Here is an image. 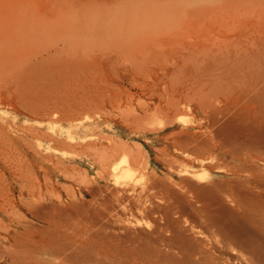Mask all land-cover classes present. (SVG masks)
<instances>
[{
	"label": "rangeland",
	"instance_id": "obj_1",
	"mask_svg": "<svg viewBox=\"0 0 264 264\" xmlns=\"http://www.w3.org/2000/svg\"><path fill=\"white\" fill-rule=\"evenodd\" d=\"M222 1L224 2V0H0V232L4 233L2 232L4 224H10L8 235L2 239L3 245L0 246V255L3 256H0V264H10V262L11 264H30L34 256L20 257V255H22L23 249L26 250L23 251V254H29L32 251L33 246L42 237L43 232L40 231V228L47 225L46 222L29 212L26 213V218L31 221L28 223L34 222L35 224H30L27 228V226L19 225L16 222L17 213L22 214L27 211L25 205L20 202V196L31 198L34 195L42 194L48 197L46 201L48 203L44 204H53L52 207L56 211L51 206L46 205L45 208L43 204L41 206L46 210L42 212L40 210L42 207L38 205L39 209L37 208V210L41 214H45L48 210L47 214L57 216L54 217L55 221L60 218H68L65 221L60 219L62 221L53 222V226L56 231L62 229L65 231L67 228L66 231L71 238H66L67 232L65 236L64 232H62L63 234L57 232L61 235L57 234L59 235L58 240L60 238V245L64 240V245L61 246L74 242L75 245L72 244L70 247L73 248V254L68 253L66 258L62 256L65 258L62 261L51 260L50 264H66L68 263L66 259H71L72 261L69 260L71 264H172V262L179 264L180 261L182 262L180 264H187L184 260L185 257L181 256L182 248L178 235L181 233V238H190L193 243L196 242V237L201 231H204L208 236V232L205 230V221H202L204 219L200 217L201 212L198 210L202 206L199 202L204 203L207 199L215 196L218 198L215 200L216 198L213 197V201L215 200V204H218V199L226 192L225 200L224 197L222 198L225 201L223 205L225 203L226 206H229L228 203H230L233 206L235 203L232 204L233 199L228 195V191H235L236 195L240 188L241 190L252 189L250 185L252 179L256 184L259 182L257 178L261 176L262 180L259 178L260 182L256 185L253 183V188H256L254 186L258 187L257 190L264 188L263 185L261 186L264 184V172L262 171L264 170V137H260L261 134L264 136V126L261 127L264 125V123L262 124L264 106L260 108L264 104V100H261L263 96L261 98L260 92L255 96L256 90L251 91L253 88L250 90L248 88V85L253 87L252 84L258 83L264 76L259 73L262 72L261 69L264 73V0H235L236 2L230 0L231 3L227 0L229 1L227 5H225L227 2L225 1L221 6ZM232 1H234L233 4ZM261 65L263 66L260 67ZM241 68L243 71H240ZM245 71H249V74ZM257 73V77L262 76L255 81L257 77L250 74L256 76ZM234 77H237V80L239 78V82L243 81V77H246L243 84L246 81L253 83L245 85L248 88L247 90L245 87V90V88H241L243 86L239 82L238 86L235 85ZM231 82L234 83L233 87ZM230 86L232 87L231 93H238L240 96L238 99V96L228 93ZM238 88L241 90L240 95L239 90L236 91ZM242 91L245 95L242 94ZM156 93L162 95L163 98H158ZM230 95L232 99L228 100ZM243 96L244 99L248 96L245 101L241 99ZM252 97H255L253 98L254 102L258 100L257 104L256 102L250 103ZM170 98L172 99L170 100ZM181 98L184 100L187 98V101L185 100L187 103L175 106L174 103ZM203 98L208 101L207 104ZM214 98L217 100L214 101ZM233 99L236 102H233ZM209 100H212L211 103ZM173 101L175 102L173 103ZM243 101L244 104L246 103L245 106ZM259 101L262 102L259 103ZM199 102L205 103L202 105L207 108L201 107ZM247 104H254L255 108H250L251 105L247 107ZM216 105H220L218 109ZM220 107H223L224 111ZM200 108L204 110L202 111ZM214 108H216L215 111H212L216 115L219 108L218 113H224L228 109L231 111L229 110V115L226 111L225 116L218 114L214 119L210 116L211 113H208ZM255 110L258 111V114H262L259 117H253L255 121L252 125L251 114ZM172 112L174 116H172ZM244 112L247 117L245 114L242 116ZM239 115L242 117L239 122L230 119L238 120ZM170 116L173 118L170 119ZM210 118L214 120L217 118L221 122L217 120L212 122ZM167 120L174 121V123L171 122L172 126ZM250 120L249 130L251 131L248 133L246 128H248L247 124ZM165 123L167 126L164 125ZM198 123L199 125H197ZM163 126L164 128L160 130ZM224 126L226 128H223ZM238 126L243 127L244 131H240V133L244 132V136L237 133L239 132L236 129ZM140 127L142 129L145 127V129L142 131ZM156 127L160 131H156ZM208 127L211 130L209 134ZM235 129L238 131L236 132ZM178 130L184 136L179 134ZM233 131L238 134L239 138ZM175 132L178 135H175ZM228 132L234 135L229 136ZM210 133L214 135H210ZM222 133H228V135L224 134V138ZM250 134L253 136L252 138ZM258 134L260 135L258 136ZM198 136L204 139H201L204 144L208 143L209 145L210 141H213L214 145L200 148L203 143L196 141ZM207 136L210 138L214 136L216 140L222 136L223 138H220L221 141L217 140L216 143L213 137L210 140L206 138ZM181 139H188V144L186 141H183L182 144ZM257 139L262 142L255 141ZM243 140L247 147L251 143L254 145L248 149L242 143ZM251 140L253 142H250ZM223 141H228L229 144ZM176 143L182 145L178 146ZM184 143L187 145L185 146ZM233 143L238 144L234 147ZM230 144L231 147H228ZM239 144H243L244 147H237ZM183 145L184 148H182ZM196 146L203 149V152L200 149H192ZM220 146L221 148H219ZM232 147L237 151H231ZM213 148L215 150H212ZM228 148L231 152L242 156L238 157L235 154L232 156ZM34 149H37V153ZM186 149L188 151L191 149L193 153ZM241 149L245 150L244 155L242 153L244 151ZM239 150L241 153H238ZM159 151L163 152L162 154L165 156L160 154L161 152L158 153ZM194 151L196 152L194 153ZM197 151L201 154L199 152L200 155L197 154ZM205 151L206 154H210H207L209 157L206 156ZM96 152L97 154H95ZM101 153L105 155H101ZM135 153L138 156H134ZM250 153L254 154V157ZM112 154H117L113 157L117 158L116 160L112 158ZM140 154L144 160L140 158ZM245 154H249L251 157L245 158ZM93 155L97 158L91 157ZM161 155L163 156L162 160ZM187 155L194 160L189 159ZM108 156L112 159L109 157L111 159L109 160ZM130 157H134L131 159L132 161H136L137 158L139 162L142 161L140 163L133 161L135 163L133 165L131 161H128ZM165 157L167 162L171 163L170 166ZM209 158L212 162L209 161ZM105 159L108 163L105 162ZM112 160L114 162H111ZM249 160L252 162L250 163ZM199 161L201 162L199 163ZM218 162L221 165L217 164ZM55 164L57 165L55 166ZM176 165L178 170L175 168ZM190 165L191 167H189ZM104 166L107 168L110 166L108 170L105 169L106 172L102 171ZM238 166H240L239 169L241 166L244 167L243 170L246 173L250 171L249 175L242 169L243 173L239 172ZM182 168L190 171L184 172ZM254 170L262 172L256 173ZM219 179H222V182H218ZM232 179L234 180L232 181ZM242 179H245L244 182ZM236 180L242 181V185L245 183V189L244 186L241 187V183L238 185ZM261 181L263 182L261 183ZM185 182L189 184H185ZM93 186L94 189H92ZM183 186L190 191L187 193L188 190ZM128 187H130L129 190H127ZM144 188H148V193ZM228 188L232 189L228 190ZM97 189L98 191H96ZM198 189H200V193ZM93 190L98 195L100 193L103 195L100 194L97 197ZM159 190L166 192L162 195L163 199L166 197L168 201L173 200V202L162 205L168 201L166 199L164 201L161 195V198L156 196L161 193H158ZM139 191H142V194ZM170 191L173 192L170 193ZM181 191H186L187 195L190 193L189 196L193 195L195 198L191 199L190 197L189 199ZM192 191L194 194L191 195ZM126 192L130 194H128L130 198L134 199L126 196ZM154 192H157L156 195ZM134 193L137 196L134 197L133 195H136ZM197 193L201 195H197ZM72 194H74L73 205L71 204ZM138 194L144 195V201L142 196L138 197ZM93 195L98 199L91 200L90 198L95 199ZM99 197L105 198H101L103 200L100 201ZM202 197L206 200L204 201ZM228 197L232 201H228L230 199ZM136 198L142 199V201H137L139 203L137 204ZM145 198L150 201L148 202V199L146 201ZM55 200L60 203H57L59 208L67 206L64 208L66 215L63 214L64 210L61 212V208L60 211L58 207V209L55 208ZM144 202L146 203L144 204ZM178 202L182 206L177 204ZM189 202L193 206V210ZM195 204H200V206ZM11 205L14 206L11 207ZM171 205L174 210L176 207L178 208L175 211L168 209V206L172 208ZM145 207L149 208L145 209ZM9 210L12 211L9 212ZM51 210H54L55 214ZM193 211L196 213L194 214ZM56 213H60V215L62 213L61 216L65 217H60V215L58 217ZM13 214H17V216L13 217ZM182 215L184 218L181 217ZM182 218L186 223L179 222L183 220ZM62 222L65 224L64 226ZM160 224H162L161 227L163 226L162 229H171L163 231L159 229L161 228ZM59 225L63 226H61L62 229ZM180 227L191 230H183ZM150 229L158 233L150 235L148 234ZM177 229L181 230L177 231ZM145 230L147 236H145ZM130 232L134 234V238ZM135 233H138L136 238ZM185 233L191 235L188 237ZM155 235H158L159 240L164 236L169 239L171 235L173 243H171V238L169 241L173 245L168 243L167 237V241L164 240L165 237L163 239L167 243L156 241L162 242V245L168 244L166 247L163 246V250L161 244L157 243L160 245L158 246L156 242H151ZM195 235L196 237L191 239ZM126 236H130V238H126ZM137 237L150 239V243L161 248H154L157 246L149 243L147 248L152 246L149 250H153L152 254L148 250V254L150 252L151 255L149 256L147 251L144 252L147 240L139 241L140 239ZM67 239H72V242L69 241L67 244L65 242ZM128 239L129 241L134 239L132 242L135 241L137 245L139 241L141 247H145L144 251L141 248V252L140 248L135 246L136 244L133 246L137 247L136 249L139 248L138 250H134L135 247L132 248V246H130L131 250H127L129 243H132L128 241L126 244ZM30 242H33L32 247ZM8 243L11 244L9 247H7ZM19 244L24 247L22 246V248ZM156 250L164 256L170 254L169 258L171 257L172 260H162L158 256L161 257L160 253L156 255ZM128 251L132 255H129ZM136 252L139 253V256ZM153 252L155 256H152ZM177 253H179L177 255L179 259L176 256ZM7 255L10 256L7 257ZM12 256L13 258H10ZM164 256L162 255V257ZM166 258H168L167 255L163 259Z\"/></svg>",
	"mask_w": 264,
	"mask_h": 264
},
{
	"label": "bare ground",
	"instance_id": "obj_2",
	"mask_svg": "<svg viewBox=\"0 0 264 264\" xmlns=\"http://www.w3.org/2000/svg\"><path fill=\"white\" fill-rule=\"evenodd\" d=\"M225 1H227V0H224V2ZM230 1V0H229ZM229 1H227L226 2V4L225 5H227V3L229 2ZM235 1V0H234ZM234 1H232V4L234 3ZM238 1V0H237ZM221 2V1H220ZM223 2V1H222ZM224 2L223 3H220L221 4V6H223L224 5ZM236 2V1H235ZM230 3H231V1H230ZM217 6V5H216ZM216 6H212V7H216ZM219 6V5H218ZM217 6V7H218ZM221 6H219L220 8H223V7H221ZM263 65H261L260 67H262ZM264 67V66H263ZM261 69V68H260ZM260 69L258 70V72L260 71ZM242 70V68L240 69V71ZM262 70V72H259V73H261V74H263L264 75V73H263V69H261ZM239 71V72H240ZM243 71V70H242ZM246 73H248L249 74V71H245ZM239 74V73H238ZM240 74H242V72H240ZM237 75V74H236ZM251 76H253V77H257V75H258V73L256 74V76H254V75H252V74H250ZM243 76V75H242ZM244 76H245V73H244ZM248 76V75H247ZM262 75H259L258 77L260 78ZM239 77V76H238ZM257 77V79H255V81L256 80H258L259 78ZM244 78H246V77H243V81H244ZM264 79V76L263 77H261L260 79H261V81H259L258 83L257 82H252V81H246V83L244 82V84H243V81L242 80H240V82L238 81L239 80V78H238V80H237V77L235 78L234 77V82L236 83L235 85L236 86H238L239 85V83L240 84H242L241 86H243V87H241V86H239V88L241 87V88H245L248 84H251V82L253 83L252 85H253V87H250V85H248L249 87V90L251 89V88H253L251 91H255L256 90V95H255V93H254V95L255 96H257V95H259L258 93L260 92V95H261V98H262V96H263V99H261L262 101L264 100V83H261V82H264L263 81V79ZM247 79V78H246ZM249 79H250V77H249ZM253 79V78H252ZM236 80V81H235ZM239 82V83H238ZM242 82V83H241ZM238 83V84H237ZM154 84V83H153ZM156 84V83H155ZM231 84H232V87L234 86V83L233 82H231ZM230 84V85H231ZM246 85V86H245ZM154 88H155V86H153ZM231 86H230V88L228 89L229 91H228V93H231V88H232ZM157 88V87H156ZM239 88L236 90V91H238L239 90ZM240 88V89H241ZM247 88V87H246ZM246 88H245V90H246ZM248 88H247V90H248ZM158 89V88H157ZM162 90H163V88H161ZM234 89H236V88H234ZM233 89V90H234ZM231 90V91H230ZM242 90V89H241ZM241 90H239V95H240V93H241ZM251 91H250V93H251ZM152 94V93H151ZM157 95H158V98L160 97V99H161V97H162V95H159L158 93H156ZM166 94V91H165V93H164V95ZM185 94V93H184ZM184 94L182 95L183 96V98H184ZM236 94V93H235ZM234 93L232 94L231 93V95H234V96H238V93L235 95ZM242 94H244L243 93V91H242ZM150 95V94H149ZM155 95V94H154ZM170 95V94H169ZM178 95H181V94H178ZM188 95V94H187ZM187 95H186V97H187ZM231 95H230V97H228V100L231 98ZM245 95V94H244ZM249 95V94H248ZM251 95H252V93H251ZM253 95V96H254ZM167 96H168V94H167ZM221 96V95H220ZM172 97V96H171ZM223 97V96H222ZM225 97V96H224ZM236 97H234L235 99H236ZM240 96H238L237 97V99L239 98ZM248 97V96H247ZM246 97V98H247ZM163 98V97H162ZM166 98V97H165ZM169 98V97H168ZM183 98H181V99H178L176 102L175 101H173V103L175 104V106H181V105H183V104H185V103H187L186 101V99L188 98H186L185 100L183 99ZM211 98V97H210ZM209 98V99H210ZM217 98V97H216ZM216 98H214V101H215V99ZM245 98V99H246ZM253 98H255V97H252L250 100H251V102L250 103H252V102H254V100H253ZM257 98V97H256ZM258 98H260V96H258ZM172 98H170V100H171ZM195 99V98H194ZM197 99H198V97H197ZM203 99H205V98H203ZM212 99V98H211ZM226 99H227V95H226ZM232 99V98H231ZM235 99H233V102H236V101H234ZM242 100H244L245 101V99H244V96H243V98H241ZM169 100V99H168ZM167 100V101H168ZM174 100V99H173ZM199 100V99H198ZM198 100H196V101H198ZM202 100V99H201ZM217 100V99H216ZM242 100H241V103H242ZM253 100V101H252ZM163 101V100H162ZM203 101V100H202ZM205 102H206V104L208 103V101H206V99L204 100ZM210 101V100H209ZM212 101V100H211ZM211 101H210V103H211ZM213 101V102H214ZM219 101V100H218ZM244 101H243V105L245 106V104H244ZM262 101H259V103L260 102H262ZM166 102V101H165ZM164 102V103H165ZM189 102V101H188ZM194 102V101H193ZM248 102V101H247ZM256 102V104H257V102H258V100H256L255 101ZM254 102V103H255ZM164 103H163V105H164ZM169 103V102H168ZM171 103V102H170ZM173 103H171L172 105H173ZM197 105H198V103L197 102H195ZM199 103H201V105H202V103L203 102H199ZM209 103V104H210ZM230 103H231V101H230ZM229 103V104H230ZM249 103V102H248ZM258 103V104H259ZM143 104V103H142ZM149 104H150V102H149ZM203 104H205V103H203ZM208 104V105H209ZM234 104V103H233ZM158 105V104H157ZM211 105V104H210ZM251 105V107L250 108H255V106H254V104H247V107L248 106H250ZM254 107H253V106ZM146 106V105H145ZM187 106H188V104H187ZM199 106V105H198ZM204 105H202L201 107H203ZM214 106H215V104H214ZM217 106V105H216ZM218 106H220V105H218ZM218 106H217V109H218ZM235 106V105H234ZM263 106H264V104L260 107V108H263ZM148 107V106H147ZM161 107H162V105H161ZM172 107H174V106H172ZM184 107V106H183ZM209 107V106H208ZM212 107V106H211ZM157 108H159V107H157ZM176 108V107H175ZM181 108V107H180ZM179 108V109H180ZM199 108V107H198ZM203 108H207V106H205V107H203ZM203 108H200L202 111L204 110ZM221 108V110L222 111H224L223 110V107H220ZM220 108H219V111H220ZM225 108V107H224ZM229 108V107H228ZM147 109V108H146ZM165 109H166V107H165ZM168 109V108H167ZM208 109H210V108H208ZM215 109L216 108H214V109H211V112H208L209 114H210V116L213 118L214 117V119H215V117H217V115L218 114H223L224 116H225V114L224 113H226V111H227V113L229 112L230 113V109H228V110H225V112L224 113H218L219 111H216L217 112V115L215 114V113H213V111H215ZM226 109V108H225ZM206 110V109H205ZM213 110V111H212ZM230 110V111H229ZM168 110H166V112H167ZM250 111V110H249ZM259 112L261 111L260 109L258 110ZM258 111H256L255 110V116H253L254 115V113L253 114H251L252 115V122L253 123H251V120L249 121V124H247L248 125V128H246V129H248L247 131H248V133H249V131H251V130H249V127L251 126L250 125V123L253 125L254 124V121H255V118H253V117H256V116H260V114H262V113H259L258 114ZM169 112V111H168ZM206 112V111H205ZM262 112H263V109H262ZM229 113H228V115H229ZM235 114L237 113V112H234ZM258 115H257V114ZM209 114H208V116H209ZM233 114V113H232ZM245 114V112L244 113H242V116ZM246 114H247V111H246ZM245 114V115H246ZM227 115V114H226ZM227 115V116H228ZM241 115V114H240ZM239 115V117H238V120L235 118V119H233V118H230L231 120H236L237 122H239L240 120H241V116ZM172 116H174L173 115V112H172ZM172 116H170V119H171V117ZM233 116V115H232ZM231 117V116H230ZM246 117H247V115H246ZM262 117H264V116H262ZM173 118V117H172ZM226 118H228V117H226ZM170 119H168V120H170ZM211 119V118H210ZM214 119H211V121L213 122V121H218V122H221V121H219V119H217L216 118V120H214ZM229 119V118H228ZM167 120V121H168ZM261 120V119H260ZM259 120V121H260ZM166 121V122H167ZM235 121V122H236ZM168 122H170V121H168ZM168 122H167V124H168ZM172 123H174V121H171ZM171 122H170V125L172 126V124H171ZM228 123V122H227ZM264 123V121L262 122V124ZM167 124L165 123L164 125H166L167 126ZM215 124V123H214ZM169 125V124H168ZM197 125H199V123L197 124ZM250 125V126H249ZM256 125V124H255ZM165 126V127H166ZM187 126V125H186ZM191 126V125H190ZM194 126V125H193ZM262 126H264V125H261V127ZM143 127V126H142ZM142 127H140L141 129H142ZM148 128V127H147ZM157 128V127H156ZM155 128V129H156ZM164 128V126L160 129V130H162ZM223 128H226L225 126L223 127ZM242 128V130H240V129ZM255 128V127H254ZM253 128V129H254ZM259 128V127H258ZM145 129V127L142 129V131ZM149 129V128H148ZM147 129V130H148ZM210 128L208 127V134H209V132H211V130H209ZM229 129V128H228ZM232 129V128H231ZM234 129V128H233ZM236 129H238L239 130V132H237L236 131ZM235 129V131L237 132V133H240V131H244L243 130V127H240V126H238L237 128ZM245 129V128H244ZM246 129H245V131H246ZM256 129V128H255ZM264 129V128H263ZM140 130V129H139ZM150 130V129H149ZM153 130V129H152ZM158 130V128L156 129V131ZM160 130H158V131H160ZM221 130H223L222 128H221ZM225 130V129H224ZM258 130V129H257ZM257 130H255V131H257ZM261 130V129H260ZM155 131V130H154ZM179 131V130H178ZM180 131H181V129H180ZM179 131V132H180ZM215 131V130H214ZM259 131V130H258ZM258 131H257V133H258ZM178 132V133H179ZM196 132V131H195ZM205 132H206V129H205ZM204 132V134H206ZM218 132H219V130H218ZM231 132V131H230ZM236 132H234L233 131V133H235L236 134ZM261 132V131H260ZM259 132V133H260ZM176 133V132H175ZM184 133H186V132H184ZM200 133H201V131H200ZM229 133V132H228ZM228 133H226L227 135H228ZM232 133V135H234ZM247 133V132H246ZM247 133V134H248ZM261 133H263V131L261 132ZM260 133V134H261ZM172 134V133H171ZM171 134H170V136H171ZM174 134V133H173ZM179 134H183V133H179ZM213 134V133H212ZM211 133H210V135H212ZM223 134V133H222ZM225 134V133H224ZM224 134H223V136H224ZM225 134V135H226ZM240 134H244V132L243 133H240ZM239 134V135H240ZM260 134H258V136L260 135ZM175 135H178L177 133L175 134ZM190 135V134H189ZM194 135H195V133H194ZM203 135V134H202ZM214 135V134H213ZM231 135V133H229V136H232ZM241 135V136H242ZM249 135V134H248ZM183 136H184V134H183ZM204 136V135H203ZM223 136L222 137H220V138H223ZM228 136V137H229ZM236 137H238V134H236L235 135ZM244 136V135H243ZM250 136H251V134H250ZM262 136V137H261ZM172 137V136H171ZM178 137V136H177ZM213 138H214V136H212ZM210 138V136L208 137H206V138H209L210 140H212L213 138ZM234 137V136H233ZM235 137V138H236ZM253 136H251V138H252ZM260 137L261 138H263L264 136H263V134H261L260 135ZM184 138V137H183ZM220 138L219 139H217V140H220ZM224 138H225V136H224ZM239 138V137H238ZM250 137H249V139H251ZM260 138V139H261ZM194 139H195V137H194ZM204 140L203 138H201V136H198V138H197V142H199V143H203V144H199L200 145V148H202V147H207V145H208V143H206V144H204V142L201 140ZM229 140L231 139V138H228ZM260 139H257V140H255V141H260ZM89 140V139H88ZM93 140V139H92ZM91 140V141H92ZM215 138H214V141L216 142L217 141ZM227 140V139H226ZM90 141V142H91ZM181 141H182V144H183V141L185 142L186 141V143L188 144V142L187 141H189L188 139L187 140H183V139H181ZM221 141V140H220ZM244 141V140H243ZM95 142H97V141H95ZM190 142H193V141H191L190 140ZM211 143H209V145L208 146H211L213 143V141H210ZM214 142V143H215ZM223 142H228V141H223ZM238 142V141H237ZM247 142V141H246ZM250 142H253V140H251ZM260 142H262V140L260 141ZM172 143H174V142H172ZM186 143H184V145L186 146L187 144ZM217 143V142H216ZM215 143V144H216ZM239 143H240V141H239ZM242 143H244V146L245 147H247V145H246V143H245V141L244 142H242ZM259 143V142H258ZM263 143H264V141H263ZM83 144V143H82ZM85 144V143H84ZM177 145H178V143H176ZM182 144H180L179 143V145H182ZM227 144H229V142L227 143ZM238 144V143H237ZM236 143L234 144L233 143V145H235L234 147H236V145H237ZM250 144V143H249ZM175 145V144H174ZM178 145V146H179ZM184 145H183V147L182 148H184ZM205 145V146H204ZM214 145V144H213ZM212 145V146H213ZM222 145H224V144H222ZM252 145H254V143L252 144H250L248 147L250 148V146H252ZM89 147H90V145H88ZM127 146V145H126ZM228 146V145H227ZM239 146H241V147H244L243 146V144L242 145H238L237 147H239ZM228 147H231V144L228 146ZM240 147V148H241ZM247 147V148H248ZM256 147V146H255ZM255 147H254V149H255ZM103 148V147H102ZM109 148H111V147H109ZM179 148V147H178ZM182 148H179V149H182ZM189 148V147H188ZM200 148H198L197 146H196V148H192L193 150H195V149H200ZM219 148H221V146L219 147ZM233 148V147H232ZM248 148V149H249ZM253 148V147H252ZM251 148V149H252ZM128 149H130V148H128ZM243 149H245V148H243ZM243 149H241L242 151H244V152H242L243 153V155H244V153H245V150H243ZM35 150V149H34ZM104 150V149H103ZM109 150V149H108ZM107 150V151H108ZM205 150V149H204ZM212 150H215V148H213ZM236 150V149H235ZM234 150V148L233 149H231V151H235ZM106 151V150H105ZM112 151V153H113V150H111ZM185 151V150H184ZM186 151H188L187 149H186ZM190 152H192L193 153V151L190 149L189 150ZM188 151V152H189ZM200 151L201 152H203V149H200ZM206 151H207V149H206ZM206 151L204 152L205 154H206ZM209 151V150H208ZM228 151H230L229 150V148H228ZM230 151V152H231ZM237 151V150H236ZM235 151V152H236ZM35 152L37 153V149L35 150ZM161 151H159L158 153H160ZM196 151H194V153H195ZM199 151H197V154H199L198 153ZM233 152H231V155L232 154H235V153H233ZM48 153V152H47ZM49 153H51V152H49ZM99 153H100V151H99ZM111 153V152H110ZM115 153V152H114ZM116 153H117V151H116ZM119 153V152H118ZM132 153H133V150H132ZM132 153H131V156H132ZM163 152H161L160 154H162ZM238 153H241V151L239 150V152ZM246 153H247V151H246ZM39 154V153H38ZM44 154H45V152H44ZM95 154H97V152L95 153ZM129 155H130V153H128ZM136 154V153H135ZM135 154H133L134 156H138L137 154L135 155ZM201 154V153H200ZM199 154V155H200ZM207 154H209V153H207ZM207 154H206V156H207ZM251 154V153H250ZM50 155V154H49ZM101 155H105V154H103V153H101ZM101 155H99V156H101ZM114 155H117V154H112V158L113 157H115ZM129 155H127V156H129ZM162 155H164V154H162ZM160 156L161 157V160H162V158H163V156ZM194 155V154H193ZM210 155V154H209ZM236 156H238V157H240V156H242V155H240V154H235ZM246 155V154H245ZM254 154H251V156H253ZM165 156V155H164ZM167 156V155H166ZM188 156V158L189 159H192V160H194V158H191V156L189 157V155H187ZM195 156V155H194ZM206 156H205V158H206ZM233 156V155H232ZM247 156V157H246ZM246 156H244L245 158H250L249 157V154H247ZM42 157V156H41ZM91 157H95L94 155L93 156H91ZM110 156H108V159L109 160H111L110 158H109ZM159 157V158H160ZM199 157H201V156H199ZM207 157H209V156H207ZM211 157V156H210ZM254 157V156H253ZM1 158V157H0ZM49 158H50V156H49ZM95 158H97V156L95 157ZM100 158V157H99ZM98 158V159H99ZM103 158V157H102ZM134 157H130V159L128 160L129 162L131 161V163L134 165L135 163H140L136 158V161H132L131 159H133ZM140 158H142L141 157V154H140ZM144 158V157H143ZM142 158V159H143ZM146 158V157H145ZM170 158V157H169ZM187 158V159H188ZM204 158V157H203ZM202 158V159H203ZM204 158V159H205ZM214 158V157H213ZM244 158V159H245ZM21 159V158H20ZM19 159V160H20ZM113 159H117V158H113ZM210 160L209 161H211L212 162V160H211V158H209ZM251 159H253V158H251ZM255 159H256V157H255ZM144 160V159H143ZM146 160V159H145ZM165 160H166V162H167V159H166V157H165ZM214 160V159H213ZM238 160V159H237ZM254 160V159H253ZM22 161H24V159H22ZM97 161H99V160H97ZM164 161V160H163ZM171 161V160H170ZM206 161V160H205ZM208 161V160H207ZM250 161V160H249ZM21 162V161H20ZM56 162H58V161H56ZM55 162V163H56ZM100 162V161H99ZM103 162V161H102ZM105 162H106V159H105ZM111 162H114V160H112ZM111 162H110V164H111ZM116 162V161H115ZM144 162V161H143ZM142 162V163H143ZM195 162H196V160H195ZM201 161H199V163H200ZM211 162H208V163H211ZM239 162V161H238ZM252 161H250V163H251ZM255 162H256V160H255ZM49 163H52V162H50L49 161ZM106 163H108V162H106ZM142 163H141V165H142ZM163 163H165V162H163ZM167 163H169V161L167 162ZM207 163V162H206ZM215 163V162H214ZM62 164V161H61V163H60V165ZM103 164V163H102ZM144 164V163H143ZM170 164L171 163H169L168 165L170 166ZM196 164V163H195ZM212 164V163H211ZM217 164H219V162L217 163ZM234 164L235 165H237L235 162H234ZM57 164H55V166H56ZM104 165V164H103ZM103 165H100V166H102L103 167ZM107 166H108V164H106ZM112 165V164H111ZM178 165V164H177ZM176 165V169H177V167L179 166H177ZM201 165V164H200ZM203 165V164H202ZM219 165H221V164H219ZM246 165V164H245ZM54 166V167H55ZM136 166V165H135ZM173 166V165H172ZM175 166V165H174ZM216 166V165H215ZM223 166V165H222ZM232 166V165H231ZM246 166H253L252 164L251 165H246ZM256 166V165H255ZM53 167V166H52ZM63 167V166H62ZM101 167V168H102ZM110 167V166H109ZM108 167V168H109ZM130 167V166H129ZM136 167H138V166H136ZM144 167V166H143ZM183 167V166H182ZM189 167H191V165L189 166ZM236 167V166H235ZM239 167L240 166H238L237 167V169L239 170V172H245L244 170H243V168L244 167H242L241 166V169H242V171H241V169H239ZM259 167V166H258ZM57 168V167H56ZM55 168V169H56ZM108 168L106 167V166H104V170H103V168H102V171H105L106 172V170L105 169H107L108 170ZM114 168H116V167H114ZM171 168H174V167H171ZM183 168H185V166L183 167ZM182 168V170L184 171V172H188V170L187 169H183ZM218 168H220V167H218ZM246 168V167H245ZM264 168V167H263ZM58 169V168H57ZM127 169H129V168H127ZM191 169H193V168H191ZM215 169H216V167H215ZM43 170H44V168H43ZM111 170V169H110ZM178 170V169H177ZM196 170V169H195ZM202 170H203V168H202ZM235 170V169H234ZM100 171V170H99ZM101 171V172H102ZM179 171H181V170H179ZM190 171V170H189ZM193 171V170H192ZM197 171V170H196ZM256 173L259 171V170H254ZM263 172H264V170H262ZM261 170H260V172H262ZM128 172V171H127ZM195 172V171H194ZM232 172V171H231ZM236 172V171H235ZM238 172V173H239ZM242 172V173H243ZM248 172H250V171H248ZM246 173V174H248L249 175V173ZM260 172H258V173H260ZM230 173V172H229ZM241 173V174H242ZM227 174V173H226ZM234 174V173H233ZM185 175V174H184ZM243 175V174H242ZM250 175H251V173H250ZM183 176V175H182ZM232 176V175H231ZM231 176H230V178H231ZM258 176V175H257ZM256 176V177H257ZM192 177V176H191ZM238 177V176H237ZM262 177V176H261ZM261 177H259L261 180H262V178ZM186 178V177H185ZM185 178H183V179H185ZM232 178H236V177H232ZM259 178H257L258 179V181L260 182V179ZM187 179H189L188 177H187ZM194 179V178H193ZM207 179H208V176H207ZM218 179V178H217ZM224 179V178H223ZM234 179H232V181L234 180ZM238 179V178H237ZM246 179V178H245ZM244 179V180H245ZM251 179H252V177H251ZM251 179H249L250 180V182H251ZM205 180V179H204ZM216 180V179H215ZM225 180V179H224ZM228 180V179H227ZM240 180V179H239ZM243 180V179H242ZM244 180H243V182H244ZM183 181V180H182ZM195 181V180H194ZM206 181H208V180H206ZM219 181H221L222 182V179L220 180H218V182ZM230 181V180H229ZM237 181V180H236ZM234 181L235 183H237L238 185H240V183L242 182H240V181ZM257 181V180H256ZM154 182H156L155 180H154ZM191 182V181H190ZM202 182V181H201ZM216 182V181H215ZM214 182V183H215ZM220 182V183H221ZM249 182V183H250ZM255 181L252 179V182L250 183V185H251V188L252 189H249V190H241V188L239 189V191H238V193L235 195L234 193H236L235 191L233 192V191H228V195H230L231 196V198L233 199V201L231 200V198L230 197H228V198H230L228 201H232V204L233 203H235L233 206H231V204L230 203H228L227 201V203H228V205L229 206H231V207H229V206H226L225 205V203H224V205H223V202H225V201H223V197L226 195V192H225V194H223L222 195V197L221 198H219L218 199V201H219V203L216 205L215 204V200H217V198L215 197V196H213V197H215L214 199V201H213V197L211 198V199H204L203 197V199H204V203L203 202H199V203H201V205L202 206H200V204H195V205H197L198 207H199V209H198V207L196 206V208L198 209V210H200V212H201V218H203L204 220H202L204 223H205V230L208 232V236H206V234L204 233V231H201V233L199 232V236L198 237H196V235L194 236V237H191V239L192 238H195L196 237V242L195 243H193V242H191L190 241V238H188V239H184V238H181L182 236H180L181 235V233H180V235H178V237H180V241H179V238H178V241L179 242H181V256H184L183 258H184V260H185V262H187V264H264V188L263 189H261L260 190V188H259V190H257V186H254V187H256V188H253V183H254ZM259 182H257V183H259ZM263 181H261V183H262ZM210 183H212V182H210ZM217 183V182H216ZM256 183V184H257ZM156 184V183H155ZM169 184V183H168ZM185 184H189V183H186L185 182ZM223 184V183H222ZM227 184V183H226ZM229 184V183H228ZM231 184H232V182H231ZM255 184V183H254ZM255 184V185H256ZM23 185H24V183H23ZM22 185V186H23ZM214 185V184H213ZM219 185V184H218ZM221 185V184H220ZM232 185H234V184H232ZM241 185H242V183H241ZM263 185V187H264V184H261V186ZM21 186V187H22ZM90 186H92V185H90ZM130 186V185H129ZM244 186V187H243ZM258 186H259V184H258ZM24 187V186H23ZM170 187H172L173 189H175L173 186H171L170 185ZM240 187V186H239ZM239 187H237V188H239ZM241 187H243L244 189H245V183H243V185L241 186ZM246 187H248V186H246ZM250 187V186H249ZM95 187L93 186V188L92 189H94ZM129 188L130 187H128V189L127 190H129ZM164 188V187H163ZM183 188H186V187H184L183 186ZM199 188V187H198ZM230 188V187H229ZM228 188V190H231V189H229ZM91 189V190H92ZM134 189H136V188H134ZM145 189V188H144ZM148 188H146L145 190L147 191V193H148V190H147ZM166 189V188H165ZM172 189V190H173ZM208 189V188H207ZM209 189H212V188H209ZM226 189V188H225ZM28 190V189H27ZM40 190V189H39ZM124 190V189H123ZM131 190V189H130ZM185 190V189H184ZM186 190H188L187 191V193L190 191L189 189H187L186 188ZM214 190V189H213ZM241 190V191H240ZM94 192H95V190H93ZM96 191H98V189L96 190ZM135 191V190H134ZM163 191H164V189H163ZM166 191H169V190H166ZM175 191V190H174ZM177 191V190H176ZM175 191V192H176ZM216 191V190H215ZM73 192V191H72ZM71 192V193H72ZM128 192V191H127ZM126 192V193H127ZM136 192V191H135ZM141 194H142V191H139ZM139 192H137V193H139ZM161 191L159 190V192L158 193H160ZM173 192V191H172ZM171 191H170V193H172ZM194 191H192L191 192V195L192 194H194L193 193ZM198 192L200 193V189H198ZM210 192H211V190H210ZM232 192V194H230ZM39 193H40V191H39ZM96 194H97V192H95ZM95 193H94V195H95ZM100 193V192H99ZM132 193V192H131ZM155 193V192H154ZM157 193V192H156ZM156 193H155V195H156ZM163 193L164 192H161L159 195H156V196H158V198L160 197L161 198V196L163 195ZM181 193H183L184 195L186 194L187 195V193H186V191L185 192H183V191H181ZM199 193H197V195L199 194ZM208 193V192H207ZM206 193V194H207ZM48 194V193H47ZM49 194H53V193H49ZM92 194H93V192H92ZM101 195H103L102 193H100ZM99 194V195H100ZM129 193H127V195L126 196H129L128 195ZM133 194V193H132ZM134 194H136V193H134ZM143 194H144V192H143ZM146 194V193H145ZM164 194H166V192L164 193ZM190 194V193H189ZM189 194L186 196L187 198H189L190 199V197H191V199L192 198H195V196L193 197V195L192 196H189ZM212 194L213 195H215L213 192H212ZM212 194H210V195H212ZM73 196L71 197V204L73 205L74 204V200L72 201V198L74 199V194H72ZM93 195V196H94ZM98 194L96 195L97 197L99 196ZM161 195V196H160ZM199 195H201V194H199ZM216 195H217V193H216ZM57 196V195H56ZM134 197L135 196H137V194L136 195H133ZM139 196H144V195H140V194H138V197ZM148 196V195H147ZM151 196V195H150ZM153 196V195H152ZM165 196H167L168 197V195H165ZM207 196V195H206ZM218 196V195H217ZM95 198V196H94V198L95 199H93V198H90L91 200H96V199H98V198ZM141 197V198H142ZM181 197V196H180ZM198 197V196H197ZM227 197V196H226ZM51 198V197H50ZM100 199L101 198H103V197H99ZM105 198V197H104ZM103 198V199H104ZM128 198V197H127ZM126 198V199H127ZM129 198H130V196H129ZM131 198H133V197H131ZM130 198V199H131ZM207 198V197H206ZM52 199H53V197H52ZM56 200H57V198H55ZM103 199H101L100 201H102ZM134 199V198H133ZM138 198H136V202L137 201H142V199H143V201H144V197L141 199V200H137ZM146 199V198H145ZM148 199V198H147ZM147 199H146V201H147ZM157 199V198H156ZM162 199H163V196H162ZM161 199V200H162ZM165 199H166V197H165ZM165 199H163L164 201H165ZM182 199H184L183 197H182ZM186 199V198H185ZM20 202H22L24 205H25V208L27 209V211L25 212V213H22V214H19V213H17L18 214V217H16L17 219H16V222L19 224V225H24V226H27V228H28V226L30 225V224H32L33 225V223H28V222H31L30 220L28 221V219L26 218V213L27 212H29L31 215H33V216H35V217H37V218H39V219H41L43 222H46L47 223V225H45V226H43V228L41 229L40 227V231L41 232H43L42 233V237L38 240V242H36V245L35 246H33L34 248L32 249V251L29 253V254H23V251H26V250H24L23 249V251H22V255H20V257L21 256H34L33 258H32V262L30 263V264H50L49 262L51 261V260H60V261H62L63 259H65L66 258V256H68L67 254L69 253H72L73 254V252H72V249L73 248H70V247H72V244L73 245H75V243L74 242H72V239L71 240H65V242L67 243V242H69V241H71L72 243H69V244H71V246H69V244L68 245H66V246H61L62 244H63V241H62V244L60 245V238H59V240H58V236L60 235L59 233H57V232H64V236H65V233L67 232L66 230H67V228H66V226H65V231H63L64 229H62V227L65 225L63 222V226L61 227L60 225V227H61V229L62 230H57L56 231V229L54 228V226H53V222L55 223H57V221L59 220V221H65V220H67V219H62V218H60V219H62V220H60V219H56V221H55V218L57 217V216H53V215H51V214H47V211L45 212V214H41L38 210H37V208H38V205H40V207H42V209H40V210H42V212L43 211H45L44 209H43V206H41V205H43L47 200H48V197H46V196H44V195H42V194H38V195H34L33 197H31V198H24L23 196H20ZM55 200V201H56ZM60 200H61V197H60ZM59 200V202H61ZM162 200V201H163ZM196 200V199H195ZM194 200V202L195 203H197L196 201ZM202 200V199H201ZM224 200H225V197H224ZM227 200V199H226ZM58 201V200H57ZM56 201V205H55V208H57L58 207V204H60V203H58ZM90 201V200H89ZM100 201H98V203H100ZM150 200L148 199V202H149ZM166 201H168L167 199H166ZM193 201V200H192ZM51 203H53L52 201H50ZM169 202H173V200H171V201H168L167 203L165 202V203H163L162 205H166V204H168ZM187 202H188V199H187ZM186 202V203H187ZM214 202V203H213ZM46 203H48V202H46ZM58 203V204H57ZM86 203H87V201H86ZM89 203V202H88ZM146 202H144V204H145ZM190 203V202H189ZM193 203V202H192ZM203 203V204H202ZM64 204V203H63ZM63 204H61V205H63ZM70 204V205H71ZM96 204V203H95ZM137 204H139L138 202H137ZM141 204V203H140ZM151 204V203H150ZM170 204V203H169ZM177 204H181L180 202H178ZM212 204H215V205H212ZM47 205V204H46ZM46 205L44 204V206H45V208H46ZM52 205L53 204H51L50 205V203L47 205V206H51L52 207ZM148 206H149V204H147ZM173 205H175V204H173ZM190 205H191V203H190ZM189 205V206H190ZM194 205V204H193ZM14 206V205H13ZM12 205H11V207H13ZM54 206V205H53ZM90 206V205H89ZM88 206V207H89ZM146 206V205H145ZM150 206H152V205H150ZM172 206V205H171ZM179 206V205H178ZM181 206H182V204H181ZM184 206V205H183ZM186 206V205H185ZM10 207V208H11ZM153 207L154 208H156L154 205H153ZM192 205H191V209H192ZM53 208V207H52ZM59 208V207H58ZM57 208V209H58ZM60 208H61V206H60ZM60 208L58 209L59 211H60ZM64 208H67V206H65ZM64 208H61L62 209V211L61 212H63V210H64V215H66L65 214V209ZM90 208H91V206H90ZM141 208H142V204H141ZM149 208V207H148ZM148 208H146L145 207V209H148ZM151 208V207H150ZM153 208V209H154ZM165 208H167V207H165ZM178 207H176V209H177ZM181 208V207H180ZM186 208H188V207H186ZM7 209V208H6ZM39 209V208H38ZM48 209V208H47ZM51 209V208H50ZM54 209V208H53ZM87 209H89V208H87ZM91 209H93L94 210V208H91ZM152 209V210H153ZM168 209H172L173 211H175L174 210V207L172 206V208H170V206H168ZM182 209V208H181ZM185 209V208H184ZM183 209V211H185V210H187V209H185L184 210ZM14 210H15V208H14ZM17 210V209H16ZM55 210V209H54ZM54 210H51L52 212L54 211ZM179 210V209H178ZM193 210V209H192ZM191 210V211H192ZM7 211V210H6ZM12 211V210H11ZM10 210H9V212H11ZM51 211H49V213H51ZM56 211V210H55ZM54 211V212H55ZM146 211V210H145ZM154 211H155V209H154ZM159 211H160V209H159ZM161 211H163V210H161ZM166 211H168V210H166ZM180 211V210H179ZM188 211V210H187ZM187 211H185V213L186 214H188V212ZM53 212V213H54ZM149 212V211H148ZM169 212V211H168ZM198 212V211H197ZM15 213V212H14ZM157 213H158V210H157ZM162 213V212H161ZM161 213H160V215H161ZM182 213V212H181ZM192 213V212H191ZM193 213H194V211H193ZM196 213V212H195ZM194 213V214H195ZM9 214H12V213H9ZM17 214H13L14 216L13 217H15V215L17 216ZM55 214V213H54ZM56 214H58V217H59V215H60V213H56ZM147 214H149V213H147ZM155 214V213H154ZM163 214V213H162ZM185 214V215H186ZM61 215H62V213H61ZM60 215V217H65V216H61ZM168 215V214H167ZM170 215H171V212H170ZM169 215V216H170ZM197 215H199V214H197ZM67 216H68V214H67ZM157 216V215H156ZM155 216V217H156ZM175 216V215H174ZM188 216V215H187ZM192 216V215H191ZM55 217V218H54ZM164 217V216H163ZM171 217L173 218V215H171ZM181 217H183V215L181 216ZM189 217V216H188ZM197 217V216H196ZM199 217V216H198ZM205 217V218H204ZM143 218V217H142ZM175 218H177V216H175ZM179 218V217H178ZM184 218V217H183ZM182 218V219H183ZM54 219V220H53ZM149 219V218H148ZM156 219V218H155ZM194 219V218H193ZM180 220V219H179ZM188 220V219H187ZM58 221V222H59ZM131 221V220H130ZM146 221V220H145ZM167 221V220H166ZM166 221H165V224H166ZM177 222H178V219L176 220ZM183 222L184 221V219L183 220H180L179 222ZM151 222V221H150ZM154 220H153V224H154ZM159 222V221H158ZM157 222V223H158ZM160 222H162V221H160ZM159 222V223H160ZM169 222V221H168ZM176 222V223H177ZM185 222V221H184ZM195 222H197V221H195ZM61 223V224H62ZM66 223V222H65ZM186 223V222H185ZM185 223H183L184 225H186ZM189 224H190V220H189V222H188ZM187 223V224H188ZM35 224V223H34ZM135 224V223H134ZM133 224V225H134ZM147 224V223H146ZM152 224V225H153ZM165 224H163L164 226H165ZM31 225V226H32ZM40 225V224H39ZM38 225V226H39ZM56 225V224H55ZM161 225L162 224H160V227H161ZM168 225V224H167ZM35 226V225H34ZM3 229H2V227H1V229L3 230L2 232H4V233H1L0 232V246L1 245H3L2 244V239L3 238H6L7 237V235H8V232H9V227H10V224H4L3 225ZM36 227H37V225H36ZM163 227V226H162ZM162 227L161 228H159V229H161V230H163V231H166L167 229L165 228H163L162 229ZM193 227V226H192ZM197 227V226H196ZM59 228V227H58ZM181 228V227H180ZM232 228V229H231ZM34 229H35V227H34ZM36 229H38V228H36ZM171 228H169L168 230H170ZM181 229H186L187 231L189 230H191L190 228H181ZM181 229H177V231H180ZM194 229H196V228H194ZM27 230V229H26ZM128 230V229H127ZM146 230H148V229H146ZM146 230H145V233H146ZM155 230V229H154ZM156 230H158L157 228H156ZM167 230V231H168ZM175 230V229H174ZM173 230V231H174ZM159 231V230H158ZM186 231V233H188ZM194 231V230H193ZM196 231V230H195ZM198 231V230H197ZM151 232H153V233H151ZM156 231H151V229H150V233L148 232V234H150V235H154V233H155ZM13 233V232H12ZM130 233H132V232H130ZM158 232H156V234H157ZM163 233V232H162ZM166 233V232H165ZM175 233V232H174ZM186 233H185V235H186ZM196 233V232H195ZM14 234V233H13ZM29 234V233H28ZM27 234V235H28ZM57 234H59V235H57ZM63 234V233H62ZM127 234V233H126ZM136 234H138V233H135V238H136ZM147 233H146V235L145 236H147L148 235ZM169 234V233H168ZM192 234H194L193 232H192ZM16 236H17V234H15ZM30 235V234H29ZM131 235H133L132 236V238H134V234L132 233ZM130 235V236H131ZM149 235V236H150ZM158 235H160V234H158ZM158 235H155L154 237L156 238H154V240L152 239V241L149 239V240H147V239H144V238H142L143 240H147L148 241V243H147V241L145 242V247H146V249H144L145 247L144 246H142L141 247V245H140V243H139V241H143L140 237H137V238H139L138 240H136V241H138V245L136 244V242L134 243V242H132L133 240L131 239V241H129V239L128 240H126V244H128L127 242L129 241V242H132L131 244L129 243V249H128V247H127V250H131L130 249V246H132V248H134L135 246H137V247H139L138 249L139 250H141V248H142V250L144 251V252H146L147 251V255H149V256H151L150 255V252H149V254H148V250L150 249V247H152V246H150L149 247V249L147 248L150 244L152 245V244H154V243H150V241L151 242H156V241H158L159 240V238L157 237ZM191 234L189 233V234H187L186 236H190ZM14 236V235H13ZM61 236V235H60ZM71 236V235H70ZM130 236H126V238L128 237V238H130ZM161 236V235H160ZM175 237H176V235H174ZM142 237V236H141ZM143 237H144V235H143ZM151 237V236H150ZM163 237V236H162ZM165 237V236H164ZM164 237H163V239H164ZM167 237V236H166ZM166 237H165V239L164 240H166ZM17 238V237H16ZM66 238H71V237H69L68 236V232H67V236H66ZM158 238V239H157ZM170 238H171V235H170V237H169V239H168V237H167V239H168V243L170 244ZM64 239H65V237H64ZM161 239V238H160ZM163 239H161V240H159V241H163V242H165ZM6 240V239H5ZM4 240V241H5ZM171 240H172V242L171 243H173V239L171 238ZM167 241V240H166ZM18 242H19V240H18ZM22 242H24V241H22ZM31 243V242H30ZM150 243V244H149ZM161 244V246H162V249H163V246L164 247H166V245H168V244H166V245H162L163 243L161 242H156V244ZM165 243H167V242H165ZM164 243V244H165ZM9 244V243H8ZM33 244V242L30 244V246ZM134 244H136L135 246H133ZM141 244L143 245V242H141ZM147 244V245H146ZM156 244H154L153 246H155ZM157 244V245H158ZM11 244H9L7 247H9ZM25 245H26V243H25ZM64 245V244H63ZM140 245V246H139ZM156 245V246H157ZM170 245H173V244H170ZM19 246H21L20 244H19ZM23 246V245H22ZM21 246V247H22ZM158 246H160V245H158ZM154 247V248H161V247ZM24 247V246H23ZM22 247V248H23ZM27 247V246H26ZM25 247V248H26ZM32 247V246H31ZM67 247H69L70 249H68ZM137 247H135L134 248V250H138V249H136ZM168 247V246H167ZM172 248H173V246H171ZM175 247V246H174ZM6 248V247H5ZM5 248H4V250H5ZM153 248V249H154ZM170 248V247H169ZM171 248V249H172ZM29 249V248H28ZM67 249H68V252H67ZM152 249V248H151ZM168 249V248H167ZM11 250V252H12V249H10ZM13 250H14V248H13ZM69 250H70V252H69ZM142 250H141V252H142ZM155 250V249H154ZM164 250V249H163ZM175 250V249H174ZM173 250V251H174ZM149 251H151V250H149ZM153 251V250H152ZM152 251H151V254H152ZM157 252H155V253H157L156 255H158L160 252H158V250H156ZM9 252V251H8ZM14 252V251H13ZM29 252V251H28ZM67 252V253H66ZM135 252V251H134ZM138 252V251H137ZM136 252V253H137ZM153 252V255L152 256H155L154 253ZM163 252V251H162ZM169 251L167 250V253H168ZM179 252H180V250H179ZM128 253H129V251H128ZM166 253V252H165ZM20 254V253H19ZM71 254V255H72ZM138 254V256H139V253H137ZM161 254V257H160V255H158L159 256V258H161L162 260H167V259H171V257L169 258V256H171L170 254H166L167 256H168V258H166V259H163V258H165V256H164V254H162V253H160ZM70 255V256H71ZM129 255H132V254H130L129 253ZM140 255H142V254H140ZM144 255H146L145 253H144ZM146 255V256H147ZM162 255L164 256V257H162ZM173 255V254H172ZM177 255H179V253H177L176 254V256ZM0 256H2V255H0ZM8 256H10V255H7V257ZM15 256H17V255H15ZM14 256V257H15ZM62 256H65V258H63ZM69 256V257H70ZM143 256V255H142ZM158 256H156V257H158ZM3 257V256H2ZM175 257V256H174ZM174 257H172V258H174ZM10 258H13V256L12 257H10ZM16 258V257H15ZM68 258V257H67ZM177 258H178V256H177ZM176 258V259H177ZM17 259V258H16ZM179 259V258H178ZM26 260H27V257H26ZM67 261H68V263H66V264H71V262L69 263V260H71V259H66ZM172 260V259H171ZM170 260V261H171ZM181 260H182V258H181ZM72 261V260H71ZM167 261H169V260H167ZM174 261V260H173ZM183 261V260H182ZM64 262V261H63ZM176 262V261H175ZM179 262V261H178ZM180 263H182L181 261L179 262V264ZM8 264V263H7ZM10 264H11V262H10ZM172 264H173V262H172ZM174 264H176V263H174ZM186 264V263H185Z\"/></svg>",
	"mask_w": 264,
	"mask_h": 264
}]
</instances>
